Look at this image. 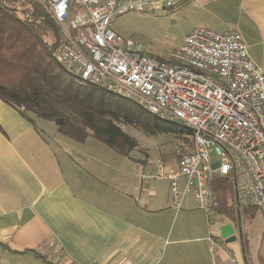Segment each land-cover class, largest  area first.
Masks as SVG:
<instances>
[{
  "label": "crops",
  "instance_id": "crops-1",
  "mask_svg": "<svg viewBox=\"0 0 264 264\" xmlns=\"http://www.w3.org/2000/svg\"><path fill=\"white\" fill-rule=\"evenodd\" d=\"M186 7L187 34L238 31L264 71V0H177L174 8ZM52 122L0 100V264H233L228 250L235 264H256L254 233L240 221L210 226L193 194L173 207L170 180L156 176L160 160L136 161L92 136L77 141ZM176 156L162 165L176 168ZM223 223L239 224L237 239L212 246Z\"/></svg>",
  "mask_w": 264,
  "mask_h": 264
},
{
  "label": "built area",
  "instance_id": "built-area-1",
  "mask_svg": "<svg viewBox=\"0 0 264 264\" xmlns=\"http://www.w3.org/2000/svg\"><path fill=\"white\" fill-rule=\"evenodd\" d=\"M39 1L63 37L54 61L77 84L99 86L193 130L192 148L178 149L176 168L158 161L156 176L170 180L175 209L193 194L213 226L219 222L213 182L229 177L235 206L264 215V71L238 31L194 28L164 60L112 26L129 12L169 11L177 0ZM219 239L213 233L212 246Z\"/></svg>",
  "mask_w": 264,
  "mask_h": 264
},
{
  "label": "trees",
  "instance_id": "trees-1",
  "mask_svg": "<svg viewBox=\"0 0 264 264\" xmlns=\"http://www.w3.org/2000/svg\"><path fill=\"white\" fill-rule=\"evenodd\" d=\"M60 33L41 1L0 0L1 101L25 117L35 115L53 121L60 132L77 141L83 142L91 135L121 155L128 156L137 146L135 138L122 126H135L147 135H171L184 143L190 142L189 146L182 144V148L191 150L193 130L184 123L162 120L99 86L77 84L52 56L62 42ZM213 189L216 200L218 193H235L229 177L215 180ZM217 210L239 222L240 214L234 203L230 208Z\"/></svg>",
  "mask_w": 264,
  "mask_h": 264
},
{
  "label": "rangeland",
  "instance_id": "rangeland-1",
  "mask_svg": "<svg viewBox=\"0 0 264 264\" xmlns=\"http://www.w3.org/2000/svg\"><path fill=\"white\" fill-rule=\"evenodd\" d=\"M177 9L129 12L119 16L114 21L112 29L123 37L131 38L146 46L148 51L155 55L167 56L183 44L188 30L194 24L193 7H186L176 12ZM49 125L55 127L53 122ZM122 128L137 141V146L131 151L130 156L136 161L148 164L158 160L162 161L167 156H170L172 161H176L178 149L186 150L182 148L184 147L182 144L189 146L190 143H184L168 134L147 135L135 126H122ZM211 156L215 160V154L211 153ZM218 194L217 208L226 206L230 208L235 202V193L232 191ZM239 213L240 225L244 234L251 235L252 231L254 233L248 245L251 260L256 264H261L264 262V215L259 209L252 212L242 210ZM226 218L228 217L225 215H218V219L222 222H225Z\"/></svg>",
  "mask_w": 264,
  "mask_h": 264
},
{
  "label": "water",
  "instance_id": "water-1",
  "mask_svg": "<svg viewBox=\"0 0 264 264\" xmlns=\"http://www.w3.org/2000/svg\"><path fill=\"white\" fill-rule=\"evenodd\" d=\"M236 226L239 227V224ZM236 226L233 223H223L222 225L219 226L220 236L225 240L226 243L236 241L237 239V236L235 234Z\"/></svg>",
  "mask_w": 264,
  "mask_h": 264
},
{
  "label": "bare ground",
  "instance_id": "bare-ground-1",
  "mask_svg": "<svg viewBox=\"0 0 264 264\" xmlns=\"http://www.w3.org/2000/svg\"><path fill=\"white\" fill-rule=\"evenodd\" d=\"M236 208H237L238 211L244 210V209H239L237 206H236Z\"/></svg>",
  "mask_w": 264,
  "mask_h": 264
}]
</instances>
